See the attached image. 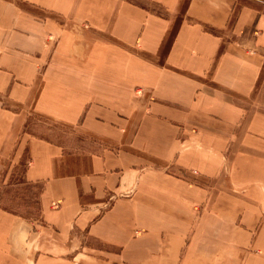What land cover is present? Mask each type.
Returning <instances> with one entry per match:
<instances>
[{"label":"crops","instance_id":"obj_1","mask_svg":"<svg viewBox=\"0 0 264 264\" xmlns=\"http://www.w3.org/2000/svg\"><path fill=\"white\" fill-rule=\"evenodd\" d=\"M263 91L254 1L0 0V264H264Z\"/></svg>","mask_w":264,"mask_h":264},{"label":"rangeland","instance_id":"obj_2","mask_svg":"<svg viewBox=\"0 0 264 264\" xmlns=\"http://www.w3.org/2000/svg\"><path fill=\"white\" fill-rule=\"evenodd\" d=\"M251 1H254V2H256L261 8H263L264 9V0H251ZM239 2L241 3V4H247V2H249V0H239ZM263 95H262V101H264V91H263V93H262ZM29 129L30 128H35V129H37V130H39L38 129V127L40 126V123L39 122H37V121H29ZM41 126L43 127L42 129H44V128H48V129H50L52 132H54V133H59V134H63V135H69V132L65 129V128H59V129H56V128H54V127H51V126H48V127H46V126H44V125H42L41 124ZM37 127V128H36ZM34 130V129H33ZM51 131H49V132H51ZM23 163V162H22ZM21 170V168L19 167V171ZM15 175H18V172L16 173V174H14L13 176H12V178H14L15 177ZM11 178V179H12ZM12 181H14V179H12ZM23 186L22 187H18V188H12V189H8L7 187L6 188H3V189H1L0 190V195H2V196H4V198H6L7 199V197L9 196V195H11V196H13V195H16V196H19V195H22L23 194ZM8 204V203H7ZM7 204H2V205H5V207H7V208H11V209H16L13 205H7ZM33 204V205H32ZM32 204H30V206H25V208L26 207H30V208H28V209H25V210H27L26 211V214H27V216H34L36 213H35V206H34V201H32ZM19 208L20 209H23V207L21 208L20 206H19Z\"/></svg>","mask_w":264,"mask_h":264}]
</instances>
